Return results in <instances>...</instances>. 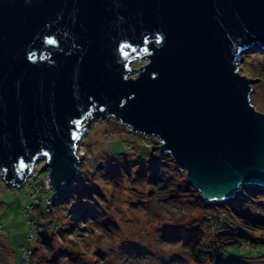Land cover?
<instances>
[{"label":"water","instance_id":"obj_1","mask_svg":"<svg viewBox=\"0 0 264 264\" xmlns=\"http://www.w3.org/2000/svg\"><path fill=\"white\" fill-rule=\"evenodd\" d=\"M264 0H0V170L52 189L78 175L88 116L157 137L205 201L264 187V113L241 54ZM75 134V138L74 135Z\"/></svg>","mask_w":264,"mask_h":264},{"label":"rangeland","instance_id":"obj_2","mask_svg":"<svg viewBox=\"0 0 264 264\" xmlns=\"http://www.w3.org/2000/svg\"><path fill=\"white\" fill-rule=\"evenodd\" d=\"M238 67L260 79L251 83L249 101L264 113V50L252 46ZM80 126L72 185L37 193L51 189L47 171L38 173L42 161L23 186L5 183L0 170V264L23 256L21 264H264L263 188L245 184L229 198L205 201L184 168L149 149L159 146L157 137L113 118L88 116ZM221 213L258 239L238 241L237 230L217 228ZM30 229L35 237L27 240Z\"/></svg>","mask_w":264,"mask_h":264},{"label":"trees","instance_id":"obj_3","mask_svg":"<svg viewBox=\"0 0 264 264\" xmlns=\"http://www.w3.org/2000/svg\"><path fill=\"white\" fill-rule=\"evenodd\" d=\"M149 149H151V148H149ZM260 188H263L264 189V187H262V186H259ZM49 190H52V188L51 189H46V188H41V189H36V191H38L37 193H39V192H46V191H49ZM57 194H55V196H54V198L55 199H53V201H52V203L54 204V203H56V202H58L59 200L57 199V196H56ZM49 201L47 200V203H48ZM51 203V202H50ZM33 206H34V204H32ZM47 210L48 211H50L51 210V208L49 207V208H47ZM28 214V213H27ZM29 215V214H28ZM224 215L225 214H223V213H221V214H219L218 216H217V223H215V226L217 227V228H219V229H222L223 231L224 230H227V229H234L235 231L237 230L238 231V237H237V239H239L238 241H240V239H243L242 238V236L243 237H246V238H244L245 240H250L251 238L249 237L250 236V234L249 233H240V228H238V226L236 225V224H228L225 220H223V218L222 217H224ZM29 221V219L27 220V222ZM229 230H227L226 232H228ZM33 234V239H34V233L31 231V229L29 230V234ZM237 232H235V234H236ZM27 237H28V235H27ZM234 237V236H233ZM233 237H230V239H232V241H234V238ZM258 238H255V239H251V241L253 242V241H255V240H257ZM200 247V246H199ZM201 248V247H200ZM196 250H199V248H195ZM195 249H194V251H195ZM202 249V248H201ZM197 254H199V253H197ZM195 255V254H194ZM261 255L263 256L264 254H261L260 252H259V254H258V257H261ZM195 257H197V255L195 256ZM258 257H256V258H258ZM26 260V258L23 256V257H21V259H20V261H19V264H21L23 261H25Z\"/></svg>","mask_w":264,"mask_h":264},{"label":"built area","instance_id":"obj_4","mask_svg":"<svg viewBox=\"0 0 264 264\" xmlns=\"http://www.w3.org/2000/svg\"><path fill=\"white\" fill-rule=\"evenodd\" d=\"M47 186H48V184H47ZM49 187V186H48ZM30 239H33V234H28V237H27V240H30ZM262 256V255H261ZM25 258H26V256H24ZM263 257V256H262ZM27 258H28V256H27ZM24 262V261H23ZM22 262V263H23Z\"/></svg>","mask_w":264,"mask_h":264},{"label":"snow or ice","instance_id":"obj_5","mask_svg":"<svg viewBox=\"0 0 264 264\" xmlns=\"http://www.w3.org/2000/svg\"><path fill=\"white\" fill-rule=\"evenodd\" d=\"M74 135V138H75V134H73Z\"/></svg>","mask_w":264,"mask_h":264}]
</instances>
